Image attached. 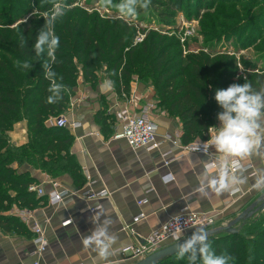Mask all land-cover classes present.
<instances>
[{"label":"trees","instance_id":"obj_1","mask_svg":"<svg viewBox=\"0 0 264 264\" xmlns=\"http://www.w3.org/2000/svg\"><path fill=\"white\" fill-rule=\"evenodd\" d=\"M67 3L70 6L73 1ZM3 7H0V26L15 23L14 12ZM51 7L50 2H44V6L37 8L38 17L30 18L26 24L12 30L0 28V228L25 230L16 217L3 214L13 207L35 209L42 202V198L28 192L30 185H38L30 168L39 169L51 179L67 177L77 188L84 185L80 165L70 152L74 142L70 131L45 125L49 117L64 113L69 95L75 93L79 68L84 81L92 88L95 71L103 63L108 65L106 75L113 81L116 91L120 88L119 75L125 90L134 74L154 82L160 99L158 105L166 106L169 112L178 115L182 145L196 139L204 140L210 126L215 125L217 113L221 111L214 100L216 89L244 82L251 84L253 91L264 89V73L247 74L245 81L234 80L236 70L229 58H200L193 62L188 60L183 66L175 65L176 59L168 56L171 50H165L162 48L164 42H158L161 37L149 36L142 43L133 45L135 32L121 24V36L110 44L111 28L98 19H93L90 25L91 18L83 13L70 20L78 13L75 9L64 12L66 15L52 25V32L59 37L54 57H48L46 52L37 56L33 45L37 33L45 25L42 15L51 11ZM5 14L10 19L8 16L2 19ZM115 29L113 25L111 30ZM60 31L68 35L63 37ZM24 63L30 68L23 67ZM171 65L174 67L169 69ZM49 69L54 73L51 81L62 85L60 98L53 103L46 102L52 95L48 90L51 81L45 76ZM101 113H96V122L106 121ZM24 119L28 141L16 147L9 143L6 134ZM100 131L103 132L104 127ZM208 241L216 255L230 257L229 264H264V227L247 237L238 232L220 231L208 237ZM158 264H188L187 254L184 260H177L174 255ZM196 264H199L198 253Z\"/></svg>","mask_w":264,"mask_h":264},{"label":"crops","instance_id":"obj_2","mask_svg":"<svg viewBox=\"0 0 264 264\" xmlns=\"http://www.w3.org/2000/svg\"><path fill=\"white\" fill-rule=\"evenodd\" d=\"M109 86H103L102 92L98 88L96 95H88L81 102L72 104L73 114L69 117L70 122L80 124L74 131L69 130L74 140L70 152L76 157L84 179V185L80 187L85 186L88 177L93 183L90 190H106L109 196L86 201L70 194L63 198L62 203L50 206L47 204L49 192L66 190L73 193L81 188L73 186L67 177L49 180L45 173L34 169L33 172L40 173L32 176L45 195L36 196L42 198V202L35 209L13 207L3 214L16 216L20 210L33 212L29 224L23 223L25 230L0 228V264H32L37 260L39 264H129L124 256L115 252L137 242L134 237L122 232V227L131 224L137 215L143 214L144 217L133 225L135 235L137 238H145L183 209L213 215L216 221L222 222L234 218L242 204H249L264 193V190L255 187L258 173L264 171V138L254 154L240 158L241 166L250 165L251 169L238 174L244 181L234 188L239 192L234 196L230 195L231 190L219 196L209 192L205 196L207 189L201 184V173L205 164L217 159L219 154L214 147L207 154L185 153L171 143L162 144L151 151H133L123 141L113 140L112 136L119 129L118 125L113 134L112 131L105 133L100 131V126L94 121L96 113L101 109L107 108L115 112L122 104ZM75 94L81 95L82 92ZM97 96L100 101L102 97L106 102H97ZM26 123L24 119L13 126L9 133L12 145L19 147L27 143ZM155 124L158 140L168 135L182 145L180 122L161 118ZM218 126L219 121L216 119L214 127ZM212 134L213 130L210 128L204 140L196 139L192 143L208 141ZM166 152L169 154L163 158L162 154ZM165 160H169L166 166ZM167 175L168 179H173L172 182H163V177ZM142 200L147 203L137 205ZM96 206H99V210L91 213L90 209ZM259 214L254 218L259 215V219L264 221V210H260ZM68 220L70 224L63 227L62 223ZM107 220L110 221L109 233L115 237V242L111 254L100 260L90 247L83 246L82 240ZM33 223L40 226L48 244L45 251L37 257L31 255L35 251L34 234L30 231Z\"/></svg>","mask_w":264,"mask_h":264},{"label":"rangeland","instance_id":"obj_3","mask_svg":"<svg viewBox=\"0 0 264 264\" xmlns=\"http://www.w3.org/2000/svg\"><path fill=\"white\" fill-rule=\"evenodd\" d=\"M68 1L0 0V7L4 6L12 10L15 20H17L15 23L0 26V28L3 30H12L20 25L22 26V24H26L28 19L37 15L39 16L37 8L44 6V2H50L52 5L51 10L55 5H60L64 9V12L71 9L77 10L78 13H75V15L71 14L70 20L75 19L83 13L91 18L89 20L90 25L94 22L93 19L105 22V27L109 29H112V26L115 25V31L110 29V44L118 36H121L122 32L119 30L121 24L131 29L132 33L135 32L136 34L140 31L145 36L144 40L154 35L157 38L161 37L162 39L158 42H164L162 48L171 50L168 56L176 59H173L175 65L181 64L183 66L184 64H188V60L193 62L200 58L216 60L219 57H225L232 60L231 63L234 66V70H236L234 75V80L236 81H245L247 74L254 76L264 73V0H147L146 8L141 6L145 3V0H110V3L108 0H72L73 3L70 6H68ZM130 2L136 12L135 16L122 15L116 5ZM25 12L28 14L26 15ZM50 12L42 15V18L46 20L47 14ZM5 16H8V14H5L1 18L3 19ZM227 16L229 17L226 18ZM59 34L63 37L68 35L61 31ZM134 39L135 37L132 43H134ZM154 43L156 44L157 41ZM109 53L111 52L109 51ZM173 65L169 69L173 68ZM107 69L108 65L103 63L95 71L92 88L84 81L81 69L79 68L75 93L80 91L82 94L76 95L74 93L69 95L67 107L64 113L59 116H64L68 119L73 114L72 104L77 101L81 102L84 97L96 95L98 88L101 90L103 86L110 85L111 87H109L115 91L116 97H118V102L122 104L132 98L133 94L131 92L134 88H136L138 93L136 98H142L139 101V106L144 107L145 104L150 102L156 103V106L149 113L154 123L161 118H169L179 123L177 114L169 112L166 106L161 108L158 105L160 99L154 82L148 81L146 78L142 79L137 74H134L129 83L128 90L123 88L124 96H121L119 94L120 88L116 91L113 87L115 86L113 85V81L106 75ZM118 78L119 86L124 87L125 85L122 84L123 81H121L120 75ZM96 101L106 102L102 97L100 101L98 96L96 97ZM101 110L99 112H102L101 115H104L102 118H106V121L100 120L97 124L100 128L104 127L105 133L112 131L113 134L115 126L118 125L115 112L109 111L107 108ZM9 133L6 134L8 139ZM9 143L12 145L10 139ZM33 170L34 168H30V174L38 176L40 172H33ZM41 173L44 172L41 171ZM48 179L53 180L50 177ZM254 201L249 204H242L234 218L222 222L216 221L215 218V224L210 230L226 226ZM259 212L260 210L253 214L251 218L240 221L233 226V229L245 237L256 234L264 227V223H262L264 221L259 219ZM257 213L259 214L258 218H254ZM14 217L23 225V222L17 216ZM124 258L129 264L134 263L129 261L128 258Z\"/></svg>","mask_w":264,"mask_h":264},{"label":"clouds","instance_id":"obj_4","mask_svg":"<svg viewBox=\"0 0 264 264\" xmlns=\"http://www.w3.org/2000/svg\"><path fill=\"white\" fill-rule=\"evenodd\" d=\"M110 3V0H108ZM147 7V0L141 5ZM118 11L125 16H135L136 12L130 3H119L116 5ZM64 15V9L55 5L47 14L44 27L37 33L33 45L35 54L46 52L48 57H54L55 50L59 46V37L51 31L54 22ZM23 44V42H22ZM23 67L30 68L28 63ZM47 67V65H45ZM46 78L53 79L54 73L49 69L45 72ZM62 85L53 83L48 89L52 95L47 97V103H53L60 98ZM214 100L221 109L217 113L219 126H210L213 134L207 143L214 147L218 157L215 161L204 165L201 173V184L208 193L216 196L234 190L237 184L244 183L239 178L242 171L240 158L254 154L262 138H264V89L253 91L251 84L232 83L223 89H216ZM255 187L264 190V171H260L256 178ZM110 221L95 227L91 233L85 236L82 244L91 248L98 259L103 260L111 254L115 237L109 233ZM197 253L199 264H229L230 257L216 255L211 249L208 235L203 228L193 231L191 236L184 240L176 249V259L184 260L187 254L188 264H196Z\"/></svg>","mask_w":264,"mask_h":264},{"label":"built area","instance_id":"obj_5","mask_svg":"<svg viewBox=\"0 0 264 264\" xmlns=\"http://www.w3.org/2000/svg\"><path fill=\"white\" fill-rule=\"evenodd\" d=\"M144 38L145 36L141 34L140 31H138L136 33L133 45L142 43ZM52 84L53 81H51V85ZM123 91V86H120L119 94L121 96H124ZM131 94H133L132 98L128 102H123L124 104L120 105L118 110L115 111L119 129L113 134V140L123 141L133 151L140 149L151 151L159 148V146L165 143H171L174 146L181 148L185 153L207 154L210 148H212V146L209 145L207 141L190 143L188 145H180L176 139H172L168 135H164L161 137V140H158L157 126L149 116V113L156 106V103L150 102L145 104L144 107L139 106V101L142 98H136L138 95L136 88L132 90ZM45 125L49 128H66L71 131H74L80 127L79 123L70 122L69 118L67 119L64 116H58L55 118L49 117L46 120ZM168 154L169 152L163 153L162 157L166 158ZM168 163L169 160L164 161L165 166L168 165ZM241 169V172H246L251 169V166H241ZM168 178V175L164 176L163 182H172L173 179ZM92 184L93 183L90 182L87 177L85 186L73 193H69L66 190H53L47 194V204L50 206L58 205L62 203L64 197L70 194L79 196L86 201L100 200L109 196L106 190H101L99 192L90 190L89 187ZM28 192L35 194L38 197L45 195L43 189H41L40 186L36 184L30 185L28 187ZM237 192H239L238 189L231 190L230 195L234 196ZM146 203V200H142L139 201L137 205L141 206ZM96 210H99V206L91 208L90 212L94 213ZM32 214L33 212L20 210L17 211L16 216L21 220V222L29 224V221L32 219ZM143 217V214H139L133 218L131 224H127L122 227V232L128 234L132 238L134 237L137 242L115 252L128 258L129 261L134 263L145 259L146 257L166 246L183 240L184 238L190 236L196 229L203 228L205 231H207L210 230L215 224V217L213 215L199 214L191 212L188 209H183L179 214L171 217L165 224L153 231L147 237L137 238L133 225L138 223L139 220H142ZM69 224L70 220L62 223V226L66 227ZM30 231L34 234L33 244L35 246V251L31 255L32 257H37L40 256L47 248V240L37 223H33L30 226ZM32 264H39V262L37 260Z\"/></svg>","mask_w":264,"mask_h":264},{"label":"water","instance_id":"obj_6","mask_svg":"<svg viewBox=\"0 0 264 264\" xmlns=\"http://www.w3.org/2000/svg\"><path fill=\"white\" fill-rule=\"evenodd\" d=\"M264 210V193L259 196L249 207H247L243 212H241L232 222L227 224L226 226L214 229V230H208L206 231L208 237L214 236L220 231H226L230 234H236L237 231L233 229V226L238 224L240 221L247 220L253 216L257 211ZM191 236V235H190ZM190 236L184 238L183 240L166 246L157 252L151 254L150 256L146 257L145 259L134 263V264H158L161 260H164L166 258L172 257L176 253V249L179 246L180 243H182L184 240L188 239Z\"/></svg>","mask_w":264,"mask_h":264}]
</instances>
